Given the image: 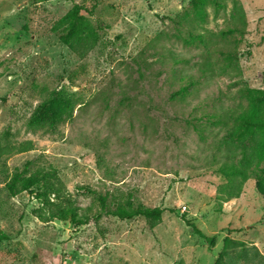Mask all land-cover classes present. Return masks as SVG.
<instances>
[{
    "label": "rangeland",
    "instance_id": "obj_1",
    "mask_svg": "<svg viewBox=\"0 0 264 264\" xmlns=\"http://www.w3.org/2000/svg\"><path fill=\"white\" fill-rule=\"evenodd\" d=\"M221 1L178 22L190 0H0V141L31 142L0 158V264H264V149L236 193L219 172L242 163L226 142L247 108L238 87L264 88V0ZM74 3L98 31L83 54L54 29ZM51 99H69L71 116L30 130ZM24 168L55 172L81 213L106 195L110 207L160 206L161 221L74 226L36 190L8 194Z\"/></svg>",
    "mask_w": 264,
    "mask_h": 264
},
{
    "label": "trees",
    "instance_id": "obj_2",
    "mask_svg": "<svg viewBox=\"0 0 264 264\" xmlns=\"http://www.w3.org/2000/svg\"><path fill=\"white\" fill-rule=\"evenodd\" d=\"M212 3L215 7L222 5L221 0H190L189 6L178 13V22L183 20L204 21L207 15L206 7ZM82 6L74 3L55 23L54 29L59 32V40L71 50L80 53H86L98 40V31L93 23L81 13ZM223 32V31H221ZM193 38V35H190ZM227 55H232L228 53ZM226 55V56H227ZM238 90L247 100V108L238 116L234 117L228 126L226 142L231 146L241 149L242 163H223L219 167V172L226 176L227 185L230 193H236L238 190V177L244 179L248 175V169L254 163L253 156L259 155L264 149V88L250 87L242 83ZM179 91H183L181 88ZM72 103L69 99H51L49 102L41 103L27 120V127L30 130L53 131L57 125L65 118L71 116ZM12 149L25 151L31 149V142L24 141L17 146L10 145L7 140L0 141V158L4 153ZM26 168L20 172H15L4 184L8 194L16 195L21 191L32 192L36 190L35 197L43 206L54 205L57 208L58 217H64L74 225L78 226L86 223L90 218H96L100 215H111L119 219H131L136 216H142L148 219L151 225L161 221L163 208L160 206H146L141 203H133L127 200L110 207L106 195H98L96 201L98 210L92 215L89 214L90 208L84 212L78 211V208L72 205V202L63 192L62 184L57 174L53 171L40 170L35 175H25ZM257 188L263 189V184L257 180ZM53 214V213H52ZM186 222L192 229L202 236L210 246L215 243V236H205L189 220ZM8 239V234L0 230V241Z\"/></svg>",
    "mask_w": 264,
    "mask_h": 264
}]
</instances>
